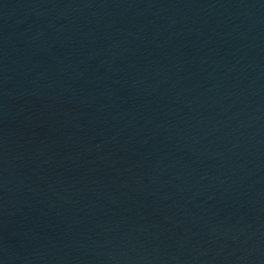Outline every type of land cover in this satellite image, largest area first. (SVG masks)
I'll return each instance as SVG.
<instances>
[{
  "label": "water",
  "instance_id": "obj_1",
  "mask_svg": "<svg viewBox=\"0 0 264 264\" xmlns=\"http://www.w3.org/2000/svg\"><path fill=\"white\" fill-rule=\"evenodd\" d=\"M0 264H264V0H0Z\"/></svg>",
  "mask_w": 264,
  "mask_h": 264
}]
</instances>
